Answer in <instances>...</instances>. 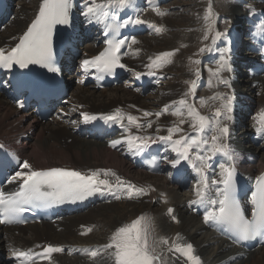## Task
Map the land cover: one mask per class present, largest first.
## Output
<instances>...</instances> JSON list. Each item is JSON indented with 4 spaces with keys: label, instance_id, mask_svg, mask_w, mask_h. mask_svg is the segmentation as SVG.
<instances>
[{
    "label": "bare ground",
    "instance_id": "1",
    "mask_svg": "<svg viewBox=\"0 0 264 264\" xmlns=\"http://www.w3.org/2000/svg\"><path fill=\"white\" fill-rule=\"evenodd\" d=\"M252 1L228 0L223 3L221 7L224 8L225 13H217V17L215 15L214 30L210 33L206 29L204 20L206 0L197 1L198 8L202 10L198 12L196 19H192L188 28L186 26L187 29L182 30L180 35L174 32L176 27L171 19L173 13L179 11L176 9V2H174L175 8L171 10L169 7V10L164 11L170 13L167 16L157 14L158 11L163 12L161 7L145 10L141 19L164 30L160 32L161 36L156 31L153 34H146L151 38L152 46L147 40H144L146 35L135 37L138 42L136 44L129 43L124 61L131 69L132 75L137 72L141 74L149 72L161 75L169 74V70L175 68L176 63H181L180 66L184 67L182 61L186 54L180 53L183 49L188 53L192 48H197L202 43L201 46L207 48L206 53H212L214 48H219L218 45L222 41H227L223 33L224 35L210 44L215 31L221 32V24L226 21L223 19L229 18L232 21L228 22V25L226 24V30L230 25H233L234 30V26L246 24V17L250 13L249 8L264 10V2ZM13 2L14 16L6 23L4 29H0V48L10 47L15 43L17 37L37 15L42 0H13ZM98 2H102V0H97ZM134 2L131 0L130 5H134ZM213 5L218 12L220 5L216 6L214 0ZM148 11L157 14L159 19H154L156 22L145 19V14ZM77 14L79 16L78 12ZM83 18L86 19L84 15ZM82 32H88L84 34L88 40L83 47L84 56L98 53L102 46L91 42L93 35L99 36L98 27L95 25L89 28L85 27ZM205 35L209 37L207 40L204 39ZM240 42L243 47L245 41ZM161 46H165L163 51L160 50ZM148 48L155 52L149 51ZM176 49L178 51L168 58L170 63L174 64L168 71L163 73V70L168 69L169 63L160 67L154 65L149 67L160 53L172 52ZM246 52L247 49L242 48L237 57L235 56V60L231 56L234 71L219 73V80L227 79L230 82L229 88L220 86L218 79L215 78L217 75L213 73H200L199 77L193 73L194 80L201 77L210 81L208 83V87H210L200 91L202 88L197 86L194 95L201 96L203 104H200L201 101L196 103L192 98L193 95L186 99L200 114L205 116H211L216 108L221 107L220 103L224 98V93L236 99L235 106L240 110L235 109L233 105V113H231L233 119L228 121L223 120V117L220 118L230 129V137L225 143L229 144L231 149L236 150V157L244 172L257 175L264 170V142L256 144L254 136H264V134H260L252 128V122L255 121L256 116H249L248 113L250 109H254V113L264 110V72L256 75L250 69V71L241 69V55L247 54L242 61L248 60L249 56L254 58V55ZM229 54H231L230 51ZM199 57L203 58L201 52ZM238 68L241 72L237 71ZM205 69L208 70L206 67ZM233 72H238L235 74L237 78L239 77L237 80L234 78ZM191 76V73L188 72V77L191 78ZM182 77L180 76L177 82L175 80L178 79L167 81L169 83L162 82L157 93L150 94V98H143L144 95L141 91L136 90L133 85L119 84L106 88L105 91H97L93 86L83 85V77L78 76L75 71L68 77V85L70 87L77 86L76 89L71 96L65 98L66 104L59 107L57 116L45 122L40 121L31 112L22 113L12 105L10 99L0 95V139L15 147L19 154L32 165L33 169L68 166L89 175L98 169H110L125 182L122 189L127 190L128 184H131L137 188L145 189L146 192L145 195H133L131 199L126 194L118 201L106 202L85 213L63 218L57 223H34L20 227L0 225V264H14L8 260L13 249L22 251L23 249L36 248L40 244L38 249H43L48 245L60 247L67 245L70 246V251L65 254L53 253L51 259H42L36 264H103L100 256L92 258L89 255L90 251L101 250L102 252L103 246L110 243L111 236L118 227L130 223L142 215L149 223L152 239L155 241V251L161 257L159 261H154V264H184L180 262L181 260H184L185 264H191L181 253L169 251L175 243L182 245L191 243L194 255L200 257L201 264H264V246L253 251H244L205 226L204 216L199 209L195 205L192 208L188 206L190 201L197 198L196 189L190 193L180 191L178 185H171L168 174L153 175L143 169L136 168L132 162L126 159L123 150H114L110 146L112 140L122 139L129 135L146 137L149 133H153L157 139L159 136L167 135V128L174 125H178L183 131L174 134L173 139H178L180 136L194 131L190 126L192 118L186 114L187 109H184L183 117L172 114L178 107L172 102L185 98L184 94L188 92V89L183 85ZM205 91L211 93L207 98L206 96L209 94H204ZM213 97L218 98L213 99ZM165 105L170 106V113L168 111L160 117L155 115L145 117L143 115L145 111L154 114L157 110H163ZM117 109H120L123 116L122 122L129 125L128 131L124 134L118 133L103 140L97 136H82L78 132L77 127L84 123L80 113L87 112L90 115H96L107 112L114 114ZM128 115L137 117V122L142 127L138 129L135 125L129 124ZM181 119H184L185 123L180 124ZM149 121L152 124L151 127H147ZM158 121L161 126H158ZM183 171L188 170L183 168ZM101 178H103V173ZM108 178L113 184L116 183L115 176ZM169 208L174 209L173 213L169 214ZM173 216L176 217V220L172 219ZM104 224H106V232L101 229V225L105 226ZM87 229H91V231L87 232ZM97 229H101V231L96 233ZM85 232L87 234H81ZM162 239H166L168 243H162Z\"/></svg>",
    "mask_w": 264,
    "mask_h": 264
},
{
    "label": "snow or ice",
    "instance_id": "2",
    "mask_svg": "<svg viewBox=\"0 0 264 264\" xmlns=\"http://www.w3.org/2000/svg\"><path fill=\"white\" fill-rule=\"evenodd\" d=\"M149 2L151 3V0ZM130 4L131 0H102L101 3H97V0H84L81 14L85 16L88 23H93V21L105 23V35L107 36L109 32L118 33L119 29L128 23H144L139 17L134 20L129 18L122 23L115 22L117 13L113 10L126 8ZM73 7V0H42L38 14L27 27V30L20 36L18 43L8 50L0 48V68L11 70L13 67H19L20 69H27L30 65H39L51 73H58L60 69L56 66L53 50L54 30L58 25H70ZM249 11L253 12L254 9L249 8ZM157 14L166 15L167 13L158 11ZM107 19H111L113 23H106ZM204 20L207 31L209 33L212 32L214 30L215 16L212 12L211 4ZM150 26L157 33L164 30L155 25ZM222 35L224 34L215 31V35L212 37L213 42ZM262 35H264V30H262ZM208 38V35H205L204 39L207 40ZM128 39L126 37L106 40L108 46L105 50L95 57L84 59L82 67L86 71L94 68L98 72L109 75L114 74L117 68H125L126 66L121 63V49L126 45ZM130 39L131 44L138 42L135 37ZM261 45L262 50H264V39L261 40ZM205 50V48L200 49L201 52ZM175 51H178V49L172 52L160 53L149 67L153 65L160 67L165 63H170L168 58L173 56ZM229 51L228 47L222 49L221 64L213 73L214 75L219 76L222 71H232L229 58L226 55ZM195 63H199V61ZM148 74L154 75L151 72ZM135 75L139 78L142 74L137 72ZM199 75L200 72L197 70L196 76L199 77ZM97 78L101 79L102 76ZM186 83L190 84L188 93L184 94L185 98L172 102L173 105H178L172 114L183 117L185 113L182 109H187L186 114L192 118L190 126L193 128L195 135H184L178 139H173L174 134L182 132L183 129L178 125L168 127V134L158 137L159 141L169 144L172 152L176 154L175 158L168 162L173 168H178L182 161L187 162L191 164V167L198 174V184L200 185L196 189L198 199L190 201V205L208 206L203 217L205 223L212 222L215 225L223 226L226 231L234 234L238 241L255 239L257 236L264 234V175L257 178L255 191L251 194L250 202L252 207L250 210L251 218L249 219L237 195L234 181L235 167L229 163L234 159V150L230 148L229 144L225 143L230 137V129L226 123H223V120L231 121L233 119L231 115L233 97L227 96L226 103L216 108L211 116H205L200 114L186 99L189 94L194 96L197 89V81L192 80ZM220 83L230 86L227 79H220ZM216 98L218 97H213V99ZM201 103H204L203 99H201ZM19 106L23 107L24 105L20 104ZM169 107V105H165L163 112L154 114L145 111L143 115L145 117L151 115L160 117L163 113L169 111ZM80 115L85 123L97 119L95 115H90L87 112H82ZM221 117H223V120L220 119ZM103 119L122 124L123 116L120 109H117L114 114L106 115ZM127 120L129 124L135 125L138 129L142 127L135 116L128 115ZM258 122L260 127L257 132L264 134V110H261ZM183 123H185V120L181 119L180 124ZM151 126L152 124L149 121L147 127ZM208 132L213 134L209 138H205ZM123 141L127 142L130 150H135L136 152H140L150 147V143L156 142L152 137L129 135L122 139L112 140L110 146L115 148ZM3 147V145H0V148ZM217 155L224 157L225 162H219L216 165L220 171L210 178L206 169L212 168L211 160ZM20 168L27 171H14L4 181L6 184L18 183L17 190L10 193L0 190V214L6 217L5 223L22 222L17 218L20 214L29 210L27 206L42 207L69 201L75 202L95 193L112 191L118 186L122 187L125 183L110 169H98L92 171L90 175L58 167L36 170L33 169L27 160L20 164ZM102 173L103 178H101ZM109 176H115V184L110 181ZM219 185H223V187L221 188ZM212 186H217L214 191ZM145 194V189L128 184V198L131 199L133 195L140 196ZM115 198L120 199L121 197L116 195ZM173 211L174 209L172 208L168 209L169 214L173 213ZM172 219L176 220V217L173 216ZM90 231L91 229H87V232ZM87 232L81 234H87ZM161 242L168 243L166 239H162ZM154 244L155 241L152 239L149 223L146 221L145 216L142 215L130 223L118 227L111 236L110 243L103 246L102 252L101 250H92L89 255L92 258L100 256L103 264H109V262L111 264H154V261L161 259L160 255L155 251ZM63 251V247L48 245L43 249V255L51 259L53 253H61ZM169 251L181 253L191 264H201L200 257L194 255L191 243L183 245L175 243ZM12 255L15 258L31 257L32 252L31 250L24 252L13 249Z\"/></svg>",
    "mask_w": 264,
    "mask_h": 264
},
{
    "label": "rangeland",
    "instance_id": "3",
    "mask_svg": "<svg viewBox=\"0 0 264 264\" xmlns=\"http://www.w3.org/2000/svg\"><path fill=\"white\" fill-rule=\"evenodd\" d=\"M199 1H202V0H172L169 4L170 5H166V6H164V8H163V6H161V11H166V10H169L170 8H171V10L173 9V8H175L174 7V5L176 4V9L177 10H179V11H177V13H173V16H171V19H172V22L173 23H175V27L176 28H174V32L176 33V34H178L179 33V35L181 34V32H182V30H186L187 28H188V25L194 20V19H196L195 17L198 15V12L200 11V10H202V9H200V8H198V2ZM215 2H216V6H219L220 5V10L217 12L216 10H215V5H213V0H206V11L204 12V13H207V10H208V8H209V5L211 4V7H212V12H213V14H214V16L217 14V13H225V10H224V8L223 7H221L222 5H223V3H226L228 0H214ZM174 2H176L175 4H174ZM230 4V3H229ZM183 6V7H182ZM170 7V8H169ZM214 8V9H213ZM182 12V13H181ZM167 14H166V16L167 15H169L170 13L169 12H166ZM182 14V15H181ZM182 16V17H181ZM155 17V18H154ZM184 17V18H183ZM216 17H217V15H216ZM145 19H147V20H149V21H155V20H158L159 19V16H157V14H155V13H153V12H151V11H148L146 14H145ZM155 19V20H154ZM181 19V20H180ZM193 19V20H192ZM223 20H226V19H223ZM175 21H177V22H175ZM156 22V21H155ZM224 22H226V21H223L222 22V24H221V32L222 31H226V26L229 24V23H227V25H225V24H223ZM232 22V21H231ZM184 23V24H183ZM177 24V25H176ZM186 26H187V28H186ZM181 29V30H180ZM172 30V29H171ZM178 31H180V32H178ZM219 31V30H218ZM159 35L161 36V34H160V32H159ZM156 37V36H155ZM150 39L151 38H149L147 35L145 36V41L147 40L148 42H149V44L152 46V43H151V41H150ZM201 45H203L202 43L197 47V48H192L188 53L186 52V50H182L180 53H184V54H186V56H185V58L183 59V61H182V63L184 64V67L183 66H180L181 65V63H176V67L175 68H173V69H170V68H172V66L174 65V64H172V63H169V67H168V69H165V70H163V73H165V71H168L169 69V74H170V79L168 80L167 79V81H172V80H175V79H178V80H175V82H177V81H179V78H180V76H183L182 77V79H183V85L185 86V88L186 89H188L189 90V87H190V84L189 83H186V82H190V81H192V80H194V75H193V73H195L196 74V71L197 70H199V72L200 73H202V74H211L212 72H210L209 71V69L208 70H206L205 69V67L207 68V66H202V65H200V63H195L196 61H202V57H199V55H200V49L201 48H205L204 46H201ZM201 47V48H200ZM162 49H165V46L163 47V46H161L160 47V50H162ZM148 50L149 51H152L150 48H148ZM163 51V50H162ZM152 52H155V51H152ZM202 53V52H201ZM246 53H248V52H246ZM180 67V68H179ZM183 69V70H182ZM243 70H247L246 68H243ZM182 72V73H181ZM185 72V75H183V73ZM188 72H190L191 73V75L193 76H191V78L190 77H188ZM208 79H210L209 77H207ZM216 79H218V81H220L219 80V78H218V76L217 77H215ZM167 81H165V82H167ZM167 83H169V82H167ZM208 83H210V81H208ZM76 87L77 86H71V91L69 92V95L71 96V94L73 93V91L76 89ZM124 87H127V86H124ZM128 88V87H127ZM202 90H205V89H201L200 91H202ZM103 91V90H102ZM105 91V90H104ZM188 93V92H187ZM204 94H209V95H207L206 96V98L207 97H209L210 95H211V93H210V91H205L204 92ZM191 95L192 94H189L187 97L188 98H190L191 97ZM156 96V95H155ZM154 96V97H155ZM145 97H148V98H150L151 97V95H149L148 96V94H146V95H144L143 96V98H145ZM150 100H152V99H150ZM200 101H201V99H200ZM11 103H13V102H11ZM12 105H14V103L12 104ZM15 106V105H14ZM105 226H103V225H101V229L102 230H104L105 231V228H106V224H104ZM101 229H97V231H96V233H99L100 231H101ZM106 232V231H105ZM91 235V234H90ZM96 235V234H95ZM98 238V237H97ZM7 251H8V248H7ZM257 252V251H256ZM231 254V253H230ZM230 254H228V255H230ZM7 255V254H6ZM6 255H4V256H6ZM249 258V257H248ZM184 259V258H183ZM175 260V259H174ZM180 261V260H179ZM180 262H182V263H184L185 264V261L184 260H181ZM242 262H244V261H242Z\"/></svg>",
    "mask_w": 264,
    "mask_h": 264
}]
</instances>
